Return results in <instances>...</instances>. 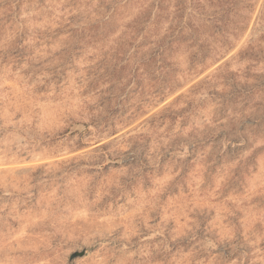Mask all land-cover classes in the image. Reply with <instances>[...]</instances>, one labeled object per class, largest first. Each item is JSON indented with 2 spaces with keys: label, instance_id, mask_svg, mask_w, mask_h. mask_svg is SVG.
<instances>
[{
  "label": "rangeland",
  "instance_id": "rangeland-1",
  "mask_svg": "<svg viewBox=\"0 0 264 264\" xmlns=\"http://www.w3.org/2000/svg\"><path fill=\"white\" fill-rule=\"evenodd\" d=\"M264 264V0H0V264Z\"/></svg>",
  "mask_w": 264,
  "mask_h": 264
},
{
  "label": "water",
  "instance_id": "water-1",
  "mask_svg": "<svg viewBox=\"0 0 264 264\" xmlns=\"http://www.w3.org/2000/svg\"><path fill=\"white\" fill-rule=\"evenodd\" d=\"M84 254H85L84 251H75L71 253L68 258V264H72L75 259L83 257Z\"/></svg>",
  "mask_w": 264,
  "mask_h": 264
}]
</instances>
